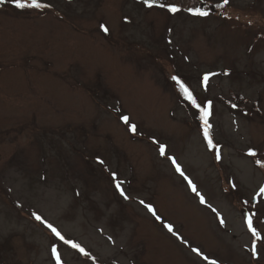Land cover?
<instances>
[{
	"label": "rangeland",
	"instance_id": "obj_1",
	"mask_svg": "<svg viewBox=\"0 0 264 264\" xmlns=\"http://www.w3.org/2000/svg\"><path fill=\"white\" fill-rule=\"evenodd\" d=\"M195 1L0 2V264H264V0Z\"/></svg>",
	"mask_w": 264,
	"mask_h": 264
},
{
	"label": "snow or ice",
	"instance_id": "obj_2",
	"mask_svg": "<svg viewBox=\"0 0 264 264\" xmlns=\"http://www.w3.org/2000/svg\"><path fill=\"white\" fill-rule=\"evenodd\" d=\"M0 2H2V0H0ZM144 2L147 3V5H148L149 8H152L154 6L155 7H159V8H166L167 11L170 12V13H179L181 11V8L178 7L174 3L156 5L155 4V0H144ZM227 3H228V0H224V4L227 5ZM15 7L16 8H19V9H24V8H41V7H47V5H41L40 3L37 2V0H32V3L31 4H26V3L22 2V0H15ZM188 11L192 15H195V16H201V17H203V16H207L208 15V12L201 11L198 8H195V9L189 8ZM101 27L103 28V30L105 32L108 31L107 27H105L103 25ZM173 79H175L176 82H177V84H179L180 89H181V92L184 94V97L188 100V102L193 107H195L196 109H198V111L201 113V117L200 118L204 121V125H205L204 135L208 139L209 146L210 147H215V145H213V143H212V139L209 136V128L211 126L208 123V119L211 116V111H210L211 105L209 104L208 108L202 107L199 103H197L196 97L193 95V93L191 91H189V89L185 86V84L183 82H181L176 77H173ZM208 80H209V76L208 75H205L203 77V81H204V84L205 85H207ZM233 107H235V105H233ZM123 120H124V122L126 124L129 123V117L125 116V117H123ZM131 131L132 132H135L136 131V126L134 124L131 125ZM160 152H161V154H164V146L163 145H161V147H160ZM250 154L253 155V156L256 155L255 152H250ZM219 158H220L219 157V154L217 153V159H219ZM257 162L260 163V161H257ZM172 163L176 166L177 171H180V174L183 176L184 173L180 169V165L176 162V160L174 158H172ZM261 167H264V163H261ZM185 179H188V178L185 176ZM188 182L192 186V190L194 192H197L196 186L194 184H192V181L189 180ZM119 187L120 186L118 184L117 185V188H119ZM233 187H234V185H233ZM260 193L261 194H264V188H261L260 189ZM121 194L123 195V192H121ZM197 195H199L198 192H197ZM200 200H201L202 203L205 202L203 196H200ZM148 208H149V211H152L153 212V215H156L155 211L151 208V206H148ZM213 211H216V210L213 209ZM35 218H36V220L40 221L41 224H44V226L46 228H48L51 231V233L56 238H58L59 241H62L65 245H70L71 248H73V249H77L85 257H89L90 256V253L87 252V251H85V249L83 247H81L77 243H73L72 241L66 239L56 227H54L52 224H50L47 221H45L41 216L36 215ZM156 218L157 219H160L159 216H157ZM220 223L223 224L224 223V220L221 219L220 220ZM247 223H248V227H249L250 231L252 232V235L255 236V237H260V232L257 231L256 228L253 227V218L252 217H248ZM167 227H168V230L170 232H173L172 225H167ZM173 234H175V233H173ZM193 251H195L197 253V255H202V253L199 251V249H193ZM51 252L55 256L57 264H61V256H60V253L57 251V249H56L55 246L51 249ZM94 259L95 258L93 257V260ZM203 259L204 260H208V257L207 256H203ZM209 264H217V262L215 260H211V261H209Z\"/></svg>",
	"mask_w": 264,
	"mask_h": 264
},
{
	"label": "trees",
	"instance_id": "obj_3",
	"mask_svg": "<svg viewBox=\"0 0 264 264\" xmlns=\"http://www.w3.org/2000/svg\"><path fill=\"white\" fill-rule=\"evenodd\" d=\"M30 1H32V0H30ZM138 1L141 2V3H145L144 0H138ZM166 1L172 2L173 0H155V4L156 5L163 4ZM183 1L184 0H178L176 5H178L180 8H183L185 10H188L190 7L191 8H195V5L197 6L195 0H186V1H188V3H189L188 6H190V7H187L186 4H183L182 3ZM145 4H147V3H145Z\"/></svg>",
	"mask_w": 264,
	"mask_h": 264
}]
</instances>
